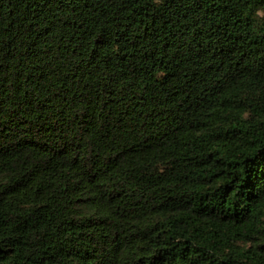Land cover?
I'll return each mask as SVG.
<instances>
[{
	"label": "trees",
	"instance_id": "1",
	"mask_svg": "<svg viewBox=\"0 0 264 264\" xmlns=\"http://www.w3.org/2000/svg\"><path fill=\"white\" fill-rule=\"evenodd\" d=\"M0 264H264V0H0Z\"/></svg>",
	"mask_w": 264,
	"mask_h": 264
}]
</instances>
